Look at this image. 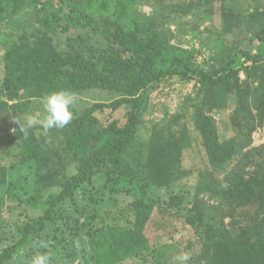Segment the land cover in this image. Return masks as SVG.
<instances>
[{
    "label": "trees",
    "instance_id": "obj_1",
    "mask_svg": "<svg viewBox=\"0 0 264 264\" xmlns=\"http://www.w3.org/2000/svg\"><path fill=\"white\" fill-rule=\"evenodd\" d=\"M143 1L154 2L152 15L139 14V0H61L58 9L45 14L42 13L47 6L42 0H0V16L7 10L17 14L29 5L41 16L33 31L23 32L14 39L2 58L7 97L19 101L25 92L28 98L13 104L0 100V120L14 115L7 132L11 134L6 138L0 135V147L19 141L21 163L35 165L36 189L45 192L59 188L57 193L48 195L43 215L19 227L20 239L0 253V264H9L26 245L35 249L34 245L38 244L50 246L49 256L58 261L57 253L64 241L73 243L71 259L58 264H123L134 257H140L144 263H152L154 259L155 264H159L158 249L146 235L154 210L143 198L128 207L127 213L134 216L133 220H127L130 226L89 222L84 224L83 233L71 229V216L64 219L61 206L74 201L76 191L91 185L101 172L108 174V181L115 187L124 183L128 186L139 179L134 166L135 156L139 158V155L134 150L143 116L148 111L147 91L165 79L178 77L199 84L197 97L188 112L216 167L249 147L252 134L264 127V27L250 39L248 48L256 46L254 53L223 37L221 52L216 56L219 69L208 65L199 67L194 62V50L173 45L160 25L164 19L173 25L175 19L187 17L194 10H205L203 21H209L215 0H199V4ZM219 1L224 13L239 17V11L233 7L236 0ZM261 16H264V8L257 7L246 18ZM72 27L79 31L82 28L83 33L73 39L69 36L62 48L51 34L60 28L69 33ZM91 88L122 96L111 103H96L73 117L64 128L49 130L47 134L60 141L63 148L44 146L35 134L42 129L40 126L29 129L27 136L20 131L18 120L24 122L21 115L33 100L54 91L82 93ZM231 96L237 103L231 121L238 137L222 140L216 121L208 114L227 107ZM123 107L130 108L124 123L117 119L106 127L99 125L96 112L117 111ZM180 119L182 117L175 118L172 124L179 123ZM0 123L5 127L6 122ZM172 124L165 128L156 124L152 128L148 157L140 162L147 182L161 188L177 179L181 155L188 145L186 135L178 137L171 132ZM64 159L75 161L78 168L75 175L62 182ZM250 173V176L239 174L233 179L229 176L227 187L219 185L215 194L232 199L230 204L259 206L258 213L251 218L255 224L243 228L236 236L224 225H198L196 232L203 246L191 260L193 264H264V163ZM173 203L181 205L183 202L174 198ZM261 214L263 218L259 221ZM189 224L195 226L193 220ZM199 227L203 229L200 231ZM47 247L42 248L41 253ZM36 254L34 251L31 256ZM29 259L27 255L26 260Z\"/></svg>",
    "mask_w": 264,
    "mask_h": 264
},
{
    "label": "rangeland",
    "instance_id": "obj_2",
    "mask_svg": "<svg viewBox=\"0 0 264 264\" xmlns=\"http://www.w3.org/2000/svg\"><path fill=\"white\" fill-rule=\"evenodd\" d=\"M173 1L175 3L199 4V0ZM60 2L61 0H42V3L47 6L46 12L42 14L58 9ZM153 3V1L139 0L137 6L139 14L152 15L154 12ZM211 7L212 19L209 21H203L205 10L200 12L194 10L187 17L175 19L176 23L173 25L169 23L168 19H164L160 30L171 39L173 45L190 51L193 49L194 62L199 67L208 65L211 68L219 69L216 56L221 52L220 42L223 37L229 43L244 47L254 53L256 46L248 48L250 39L264 27V16L254 19L251 17L248 19L246 16L254 12L257 7L264 8V0H236L233 7L239 11L240 15L234 18L222 11V4L219 0L213 1ZM40 17L38 11L33 9V5H29L17 14L7 10L4 15L0 16V100H7L13 104L28 98L25 92L21 94L19 101L7 97L3 85L4 64L2 58L14 39L23 32L33 31V28L38 25L37 20ZM180 28H184L185 31H181ZM82 33V28L79 31L72 27L69 33L60 28L51 36L63 48L69 36L73 39ZM256 43L258 44V42ZM241 78H245L244 74L241 75ZM198 89L199 84L194 80L188 82L178 77H170L147 91L149 92L148 111L143 116L137 134V146L134 150L135 154L139 155V158L135 156L137 160L136 163L134 162L139 179L134 184L125 186L124 183L115 187L111 181H108V174L101 172L94 177L91 185L80 187L76 191L75 200L68 201L61 206L63 218L71 216V229L74 228L83 233L85 232L84 224L89 222H95L98 225L118 223L122 227H128L130 226L128 218L130 220L134 218L133 215L127 213L129 205L133 201L143 198L146 203H150L154 210L153 219L147 228L146 235L158 249V263L179 264L177 257L187 252L190 256L188 264H193L191 260L197 256L203 246L202 240L196 232L198 225L204 224L205 227L206 224L217 225V227L224 225L236 236L243 228L255 224L251 222L254 218H251L258 213L259 206L240 205L235 202L230 204L232 199L221 197L215 193L219 185L227 187L229 176L232 179L239 174L250 176V172L256 171L259 165L264 163V127L252 134V143L243 151L238 152L235 158L219 167L214 166L209 159L204 139L190 119L191 112H188L189 105L197 97ZM72 94L76 98V103L72 108L74 118L96 103H111L122 96L99 88ZM129 109V107H123L117 111L107 109L104 112H96L95 116L99 125L106 127L117 119L124 123ZM236 109V98L231 96L227 107L213 110L208 114L216 121L222 140L238 137V131H235L231 121ZM29 115L43 119L45 113L42 99L33 100L29 109L21 115V120L24 121ZM12 116H5L0 120L6 122L5 127L0 123V135L4 138L11 134L7 132L12 126ZM177 117H182V119L179 120V123L173 122L175 125L172 124V121ZM156 124L164 128L172 124L171 132H175L178 137L186 135L188 141V145L181 155V166L177 169V179L164 188L148 183L145 179L146 173L140 165V162L148 157L151 147V130ZM35 134L44 146H49L52 149L63 148L60 141L45 133L43 129L36 131ZM62 164L60 180L64 182L67 177L77 173L78 165L75 161L71 162L67 159L62 160ZM0 171L2 172H0L1 253L9 245L18 242L20 239L19 227L33 222L45 213L48 195L57 193L59 188L48 189L45 192H39L36 189L35 165L21 163V143L19 141L8 147H0ZM174 198L181 199L183 203L181 205L174 204ZM262 216L261 214L259 221L263 218ZM190 220L195 222V226L189 224ZM202 229L199 227L200 231ZM67 231L70 229L68 228ZM72 236V234L68 235L69 238ZM72 244L67 241L61 242L57 253L58 261L51 260L55 264L62 260L69 262ZM188 245H191V248ZM34 247L35 249H32L31 245H26L15 255L13 260L9 261V264H31V254H34V251L41 253V249L44 248L39 244ZM50 252L51 247L48 246L43 253L50 255ZM27 255L30 256L29 260H26ZM51 260L50 264H53ZM155 262L152 259V263H144L140 257H134L123 264H155Z\"/></svg>",
    "mask_w": 264,
    "mask_h": 264
},
{
    "label": "clouds",
    "instance_id": "obj_3",
    "mask_svg": "<svg viewBox=\"0 0 264 264\" xmlns=\"http://www.w3.org/2000/svg\"><path fill=\"white\" fill-rule=\"evenodd\" d=\"M76 103L75 96L68 91L59 90L46 94L42 97V104L44 109V117L40 119L38 116L29 115L24 122L19 123V129L28 135V130L40 126L45 133L53 128L62 129L67 126L73 118L72 108ZM41 247H46L41 244ZM50 256L47 253H37L31 259V264H50ZM179 264H188L190 256L187 252L182 253L177 257Z\"/></svg>",
    "mask_w": 264,
    "mask_h": 264
},
{
    "label": "bare ground",
    "instance_id": "obj_4",
    "mask_svg": "<svg viewBox=\"0 0 264 264\" xmlns=\"http://www.w3.org/2000/svg\"><path fill=\"white\" fill-rule=\"evenodd\" d=\"M115 198V197H114ZM112 199V198H111Z\"/></svg>",
    "mask_w": 264,
    "mask_h": 264
}]
</instances>
